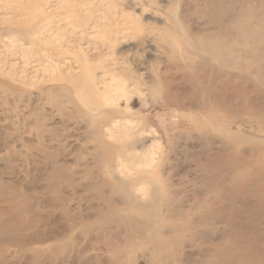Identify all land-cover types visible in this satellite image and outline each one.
I'll list each match as a JSON object with an SVG mask.
<instances>
[{"label":"rangeland","instance_id":"1","mask_svg":"<svg viewBox=\"0 0 264 264\" xmlns=\"http://www.w3.org/2000/svg\"><path fill=\"white\" fill-rule=\"evenodd\" d=\"M0 264H264V0H0Z\"/></svg>","mask_w":264,"mask_h":264}]
</instances>
